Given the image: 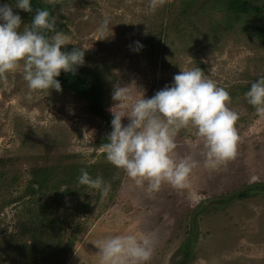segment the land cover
<instances>
[{"label":"rangeland","instance_id":"1","mask_svg":"<svg viewBox=\"0 0 264 264\" xmlns=\"http://www.w3.org/2000/svg\"><path fill=\"white\" fill-rule=\"evenodd\" d=\"M41 1L58 6L67 50H85L84 65L101 71L108 119L118 103L112 99L116 85L134 95L135 86L142 88L150 98L181 70L199 67L229 93V107L238 114L237 155L206 168L195 129L181 128L175 153L197 161L189 177L194 194L168 183L150 193L146 182L137 186L106 160L101 141L108 124L85 98L62 88L30 91L22 70L0 76L2 264L27 261L31 254L37 264H98V242L129 230L155 234L147 264L180 263L186 244L187 264H264V191L251 189L264 184V117L244 97L249 84L264 76L258 20L236 15L227 0H156L155 8L152 0ZM13 11L29 24L26 12ZM134 41L143 45L138 52ZM81 168L110 184L106 198L78 184ZM243 191L245 197L222 202ZM42 212L55 213L58 228L53 247L38 243L35 249L26 244L28 234H20L39 225Z\"/></svg>","mask_w":264,"mask_h":264},{"label":"clouds","instance_id":"2","mask_svg":"<svg viewBox=\"0 0 264 264\" xmlns=\"http://www.w3.org/2000/svg\"><path fill=\"white\" fill-rule=\"evenodd\" d=\"M151 7H156V0H152ZM13 8L33 12L31 0L0 3V76L22 70L30 91H61L56 78L61 71L82 66L85 50L76 46L67 50L69 37L56 30L48 9H36L31 23L22 25L21 16ZM106 23L99 25L101 31ZM133 43V51L143 48L139 41ZM135 88L138 95L128 86L114 87L112 99L118 103L109 109L112 130L102 148L106 160L122 169L137 186L146 182V190L153 193L168 183L174 189L194 194L189 177L197 161L191 156L176 158L175 153V135L181 128L195 129L206 168L216 169L236 157L238 114L229 107L228 91L209 79L201 68L181 70L170 85L150 98H145L142 88ZM244 97L264 117V76L250 83ZM124 117L129 120L126 125L122 124ZM79 172L78 184L98 191L101 198L108 196L107 181L92 177L85 168ZM155 239L154 233L135 230L110 235L98 242V264H147Z\"/></svg>","mask_w":264,"mask_h":264},{"label":"trees","instance_id":"3","mask_svg":"<svg viewBox=\"0 0 264 264\" xmlns=\"http://www.w3.org/2000/svg\"><path fill=\"white\" fill-rule=\"evenodd\" d=\"M5 1L6 0H0V3H4ZM31 4H32L33 12L32 13L26 12L29 18V24L31 23L32 15H34L36 9H48L50 14L55 19L56 30L57 31L61 30L62 23L59 20V18H57V11H56V9L58 8L57 5L51 3H44L41 0H31ZM227 5L229 10L234 12L236 15L250 14L253 15L258 20L256 28L258 29V35L261 36L264 44V3L257 4L252 0H227ZM51 34L52 33H48L49 36ZM56 79L59 80L62 89L72 90L77 95L85 98L88 101L89 109L95 115L102 116L106 120L109 129L107 134L111 132L112 130L110 124L111 120L108 119L107 116L105 115L104 107H103L104 91H103V82H102L100 70H98L96 67H89L83 64L82 66H76L74 71H70V72L61 71L60 75ZM107 134L104 136L103 140L101 141L102 144L107 142V138H106ZM102 153L105 154L104 152ZM41 174L42 173H39V175ZM44 174L47 175V169L45 170ZM108 175L109 172L107 173V176ZM35 181H37V179H35L34 182ZM43 182L46 183V180L43 179L41 181V184ZM255 188L260 191H264V184L254 185V187H251L252 190H254ZM246 195L247 193L243 191L237 195L231 196L230 198L224 199L222 202H228L230 201V199H232L235 196L245 197ZM48 214L50 215L45 216L46 213L42 212V218H40L41 220L40 224L32 226L31 228H27L25 232H22L20 234V235H24L27 233L29 242H26V244H30L33 246L35 245V249H36V244L38 243H42V245L48 246L49 248L53 247V243L55 240L54 239L55 235L53 234L54 233L53 231L58 228V224L56 223L57 217L55 216V213L48 212ZM10 240L12 241V238ZM32 251L33 250L31 249L29 252ZM188 251H189V244H186V252H185L186 255L184 259L178 264L188 263L187 262ZM29 258L30 259H28L27 261L21 259L18 264L38 263L36 258L32 257V254ZM0 264H2V260H0Z\"/></svg>","mask_w":264,"mask_h":264}]
</instances>
